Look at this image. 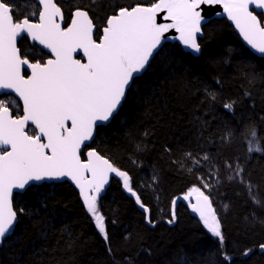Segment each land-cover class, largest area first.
Masks as SVG:
<instances>
[{
    "label": "trees",
    "instance_id": "obj_1",
    "mask_svg": "<svg viewBox=\"0 0 264 264\" xmlns=\"http://www.w3.org/2000/svg\"><path fill=\"white\" fill-rule=\"evenodd\" d=\"M55 2L65 25L76 7L88 10L97 26L96 39L117 5L150 6L154 0ZM14 3L21 8L23 0ZM257 15L262 21L263 15ZM202 30L197 56L177 43L164 44L128 92L119 115L97 130L88 147L129 174L131 187L150 209L155 226L146 223L122 178H112L98 198L109 237L106 243L70 183H44L14 199V208L25 207L28 214L19 216L16 235L0 246V264H125V258L131 264H226L219 239L191 214L185 201H177L176 221L167 223L172 200L194 186L212 201L231 264H264L259 247L264 244V154H246L238 133L231 141L221 139L226 130L250 123L264 137V57L245 47L225 18L212 19ZM29 44L19 41L18 47L33 61L49 57L31 53ZM253 74L257 79L249 83ZM206 90L217 93L216 103H209ZM245 91L251 96L245 97ZM233 99L239 103L233 111L226 110L223 103ZM186 153L200 159V165ZM205 154L208 161L202 159ZM225 161L243 167V176L255 186L262 205L251 202L243 184L228 181ZM201 180L211 187L203 188ZM248 248L253 251L245 257L242 253Z\"/></svg>",
    "mask_w": 264,
    "mask_h": 264
},
{
    "label": "snow or ice",
    "instance_id": "obj_2",
    "mask_svg": "<svg viewBox=\"0 0 264 264\" xmlns=\"http://www.w3.org/2000/svg\"><path fill=\"white\" fill-rule=\"evenodd\" d=\"M97 2L92 0L93 5ZM221 3L243 40L264 57V26L254 14L264 9V0H154L150 6L117 5L105 17L96 39L97 26L88 10L76 7L65 27L63 11L55 0H23L21 8L14 0H0V246L16 235L19 216L28 214L25 207L14 208V199H22L47 181H71L79 189L83 206L106 243L109 237L98 198L110 174L122 178L123 187L143 209L146 223L155 226L150 209L132 189L129 174L95 149L88 150L82 159V149L89 147L86 142L93 140L100 127L119 115L128 92L160 54L166 40H178L194 54L201 52L198 35H202L205 21L201 6ZM250 5L254 6L251 11ZM162 12H166L163 19L171 23L157 22ZM170 29L179 35L166 37ZM18 41H30L31 53L50 58L33 61L28 52L22 53ZM77 53H82L86 62L77 59ZM256 79L253 74L249 83ZM243 95L250 97L251 93L245 91ZM206 99L214 104L218 95L206 90ZM238 103L233 99L222 106L233 111ZM237 133L246 154H264V137L254 123L226 130L221 139L231 141ZM185 157L196 166L201 163L192 153ZM202 159L208 161L209 157L205 154ZM225 167L230 170L228 181L243 184L251 202L262 205L253 192L255 186L245 180L243 167L228 161ZM201 183L205 189L211 187L203 180ZM193 194L191 211L219 239L220 254L226 264H231L233 257L223 251L224 235L209 195L194 186L183 199L190 201ZM171 204L169 224L176 221V199ZM259 247L264 250V244ZM108 251L111 254V247ZM252 251L245 249L242 255L247 257ZM125 264L131 260L125 258Z\"/></svg>",
    "mask_w": 264,
    "mask_h": 264
},
{
    "label": "water",
    "instance_id": "obj_3",
    "mask_svg": "<svg viewBox=\"0 0 264 264\" xmlns=\"http://www.w3.org/2000/svg\"><path fill=\"white\" fill-rule=\"evenodd\" d=\"M201 8H202L201 14H202V16L205 17V21L202 22V28H203L204 25H206V24H207L209 21H211L212 19L225 18V19H226V20L232 25L234 31H235L236 34L239 36V38H240L241 42L243 43V45H244L245 47H247L252 53H254L255 55L261 57L260 54L256 53L254 50L251 49V47H250L249 45H247L246 41H244L243 38L240 36L239 31L235 28V25L232 23V21H229V20L227 19V13L224 12V8H223V4H222V3H221V4H216V5H213V6H204V5H202ZM253 8H254L253 5H250V6H249V10H250V11L253 10ZM72 13H73V12H72ZM217 13H220V15H217ZM254 14H262V15H263V20L261 21V24H262V26H264V9H257V10L255 11ZM165 15H166V12H162V13H160V14L157 16V22H158V23H171L170 20H164V19H163V17H164ZM71 16H72V15H71ZM258 19H259V17H258ZM70 21H71V18H70ZM70 21H69V23H70ZM35 22H36V21H35ZM69 23H68V24H69ZM63 26H65V27L67 26V25H65V20H64ZM95 31H96V30H95ZM95 31H94V34H95ZM178 35H179V33H177L175 29H170L169 32L165 33V36H166V37H175V36H178ZM202 36H203V33H202V35H198V42H199V40L202 38ZM29 42H30V41H29ZM30 43H31V42H30ZM165 43H177V44L183 49V51L188 52V53L192 54L193 56H197V55L200 54V53H199V54H194V53H192L191 50L184 48V46L181 45V44L179 43V41H178V40H175V39H168V40L165 41ZM45 51H46V50H45ZM49 58H50V57H49ZM76 58H77V59H81L82 62H86V58L83 57V54H82V53H77V54H76ZM141 75H142V74H141ZM109 123H110V122H107V123H105L103 126H106V125H108ZM94 137H95V135H94ZM93 139H94V138H93ZM92 141H93V140H92ZM92 141H88V142H86V143L88 144V146L91 144ZM91 149H92V148H85V149H82V156H81V158H82V159H86V152H87L88 150H91ZM112 178H120V177H116L115 174H110V176H109V182H108V184H106V185L104 186V189L102 190V192H101V194H100L99 197H101V196H103V195L105 194V192H106V190H107V188H108V186H109L110 180H111ZM66 182L70 183V184L75 188L76 192H77L78 195H79V189H77V188L75 187V185H74L71 181H66ZM44 183H45V184H57V183H62V182H59V181H47V182H44ZM79 198H80V200H81V202H82V198H81L80 196H79ZM134 198H135V197H134ZM179 200H183V201H185L182 197H180V198H178V199L176 200V203H177V201H179ZM185 202H188V203H190V202H191V203H195V195L192 196V197L190 198V201H185ZM82 203H83V202H82ZM189 209H190L191 214H192L194 217H196L197 219H199V216H198L196 213H193V212L191 211V208H190V207H189ZM199 220H200V219H199Z\"/></svg>",
    "mask_w": 264,
    "mask_h": 264
},
{
    "label": "rangeland",
    "instance_id": "obj_4",
    "mask_svg": "<svg viewBox=\"0 0 264 264\" xmlns=\"http://www.w3.org/2000/svg\"><path fill=\"white\" fill-rule=\"evenodd\" d=\"M188 190H189V189H188ZM188 190H187V192H188ZM187 192H186V193H187ZM186 193H185V194H186ZM185 194H184V195H185ZM184 195H183V196H184ZM194 195H195V194H193V196H194ZM183 196H182V198H183ZM186 203L189 205L188 202H186ZM201 223H202V222H201ZM202 225H203V223H202ZM205 229H206V228H205ZM206 230H207V229H206ZM261 250H262V249H261ZM262 251H264V250H262Z\"/></svg>",
    "mask_w": 264,
    "mask_h": 264
},
{
    "label": "flooded vegetation",
    "instance_id": "obj_5",
    "mask_svg": "<svg viewBox=\"0 0 264 264\" xmlns=\"http://www.w3.org/2000/svg\"><path fill=\"white\" fill-rule=\"evenodd\" d=\"M36 20H34L33 22H35ZM19 42V41H18ZM30 43V42H29Z\"/></svg>",
    "mask_w": 264,
    "mask_h": 264
}]
</instances>
